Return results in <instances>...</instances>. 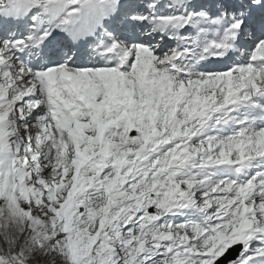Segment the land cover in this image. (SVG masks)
<instances>
[{
	"label": "snow or ice",
	"instance_id": "1",
	"mask_svg": "<svg viewBox=\"0 0 264 264\" xmlns=\"http://www.w3.org/2000/svg\"><path fill=\"white\" fill-rule=\"evenodd\" d=\"M0 264H264V0H0Z\"/></svg>",
	"mask_w": 264,
	"mask_h": 264
}]
</instances>
